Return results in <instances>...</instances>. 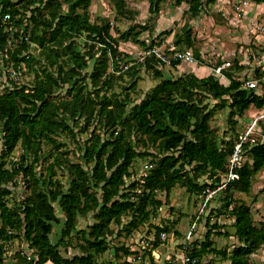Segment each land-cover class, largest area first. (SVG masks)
Masks as SVG:
<instances>
[{
  "label": "trees",
  "instance_id": "1",
  "mask_svg": "<svg viewBox=\"0 0 264 264\" xmlns=\"http://www.w3.org/2000/svg\"><path fill=\"white\" fill-rule=\"evenodd\" d=\"M46 1L50 7H42ZM165 1H171L176 6L189 4L188 10L193 16L200 13L204 3L203 0H149L150 12L158 13ZM206 1L211 4L216 0ZM91 2L0 0V49L6 46L7 41L2 22L4 15L11 12L15 24H22L25 16L32 25L31 41L45 52L49 62L48 70L57 66L60 79L56 85L48 71L49 75L38 77L36 85L29 92H26L25 87H13L0 92V125H3L4 131L0 154V264H6L3 257L7 241L21 230L30 246L37 250V259H31L18 251V260L12 264H44L47 261L54 264H96L97 256L109 248L106 236L111 222L122 225L120 232L130 236L147 218L149 205L161 207L162 201L157 199L158 191L169 196L172 188L181 182L188 189L195 188L202 197L206 187L221 184L228 172L229 157L243 129L241 120L247 117V110L252 106L264 108V97L246 89L243 80L234 79L229 73L226 75L230 77V84L224 85L214 75L199 78L190 72L177 79H162L145 98L132 104L126 114V105L132 101L130 93L126 92L122 99L116 93L108 94L106 90L112 86L115 72L122 71V65L126 62L124 56H121L118 39L111 33L110 21L105 20L102 24L91 22ZM64 5L67 9L63 8ZM121 7L119 3V9ZM42 8L48 9L47 15L39 14ZM133 30L131 28L124 37L127 38ZM139 33H134L136 41ZM78 37L86 39L88 50H79ZM176 39L175 43L179 44L181 39L178 36ZM156 41H140L144 46L143 51L155 45ZM186 43L191 45L190 31ZM96 45L101 48L95 50ZM24 46L28 47L29 44ZM60 58L63 60L60 61ZM13 59L19 61L22 58L14 54ZM90 59H94L93 66L84 73ZM180 62V59H175L173 65ZM156 63L163 65L164 61L155 54L143 61L146 69L161 76L162 71ZM111 67L113 70L108 75ZM261 73L259 71L257 75ZM135 85L133 81L128 88L133 89ZM60 87L67 88V95L71 94L72 97L55 98L54 93ZM196 89L205 90L215 99H221L223 107L227 105L224 96H228L231 101L228 104L230 116L233 118L232 136L219 139V135L210 126L211 117L206 112L208 106L198 103L194 98ZM59 114H68L76 123L83 120L82 131H88L95 125L91 137L82 148L84 158L91 166L85 169L79 163L69 165L72 179L67 191L53 180L51 174L44 178L37 177L33 165L25 163V157L11 168L6 166V157L19 143L27 152L34 154V162H38L43 140L56 143L53 135L59 130L72 132L71 125ZM98 125L108 132L106 139L97 132ZM127 126L130 131L135 129L153 143H158V155L147 162L151 168L129 184L127 179L132 176L130 167L135 158L150 153L136 150L129 137L130 132L125 130ZM260 126L257 144H246L244 147L242 165L238 168L239 179L231 181L219 192L226 193L223 206L234 217L238 245L231 253L215 248L207 252L206 249L213 245L212 241L203 245L201 250L188 249V245L186 253L195 259V264H251L250 256L264 244V221L257 224L251 208L245 203L233 205L235 200L232 198L234 191L248 193L255 175L264 170V124ZM190 166L191 169H187ZM49 168L53 171V165ZM20 174L30 179V193L16 206H10L7 200L12 191L8 185ZM204 176L212 181L199 185L197 180ZM42 184H53L55 187L46 191L41 189ZM94 188L101 189V197ZM56 201L65 213L60 243H64L65 237H71L79 213L87 214L91 208L99 209L95 223L88 230L82 231L86 244L83 245L84 253L81 256L64 258L57 245L50 240L53 227L51 222L60 221L52 206ZM209 208L211 206L207 211ZM127 212H132V217L123 225L122 216ZM217 225L216 222L214 227ZM211 233H208V238ZM115 250L117 261L114 264H133L128 260L118 262L122 258L120 252L130 254L127 247L123 245ZM217 257H221L223 262H216Z\"/></svg>",
  "mask_w": 264,
  "mask_h": 264
},
{
  "label": "rangeland",
  "instance_id": "2",
  "mask_svg": "<svg viewBox=\"0 0 264 264\" xmlns=\"http://www.w3.org/2000/svg\"><path fill=\"white\" fill-rule=\"evenodd\" d=\"M203 2L200 13L193 16L188 10L189 4L187 3L176 6L171 1H165L161 4L160 11L152 14L149 0H92L89 8L91 22L102 24L105 20L110 21L112 25L111 33L118 39L121 56H124V62H126L122 65V71L117 70L115 72L112 86L106 89L108 94L116 93L122 99L125 97L126 92L130 93L132 101L126 105V114L132 104L139 103L162 79H177L193 72L199 78L214 75L219 82L228 85L230 84V77L226 73L237 80L248 78L247 71L251 70L252 64L250 62L254 60L251 57L252 50H263L264 48L262 45L257 44L259 43L257 37L254 38L249 35L248 30L252 26L256 27L257 23L264 28V5L258 6L253 0H216L211 4L207 3L206 0H203ZM119 3L122 4L121 9H119ZM46 5L51 6L46 1L42 7ZM63 8L67 9V6L64 5ZM260 11L261 13L257 15ZM39 14L42 16L47 15L48 9L43 10L42 8ZM31 27V22H29L26 30L28 41L22 43L17 37L19 48L12 56L10 55L9 61L5 62V67L1 66L0 92L2 93L13 87L32 89L36 85L38 77L45 78L49 72L50 79L56 85L60 82L57 66L48 70L49 62L45 52L39 45H35L31 41ZM131 28H134L133 33L128 34L127 38L124 37ZM188 31H190V46L186 43ZM136 32H140L138 41L134 39V33ZM176 36L181 39L179 44L175 43ZM145 39L157 40L156 44L161 48V52L172 58L171 64H165L164 62L163 65H158L156 63L162 71L161 76H157L152 70L146 69L143 65L144 46L140 41ZM23 41L25 42V40ZM77 43L79 44V50L83 52L88 50V47L85 46L86 39L83 37H78ZM24 44H29V46H24ZM98 48L101 47L96 45L95 50ZM186 51H192L195 58L194 62L190 63L180 59V64L173 65V61H175L173 54ZM100 52L101 50L98 54ZM14 54L22 59L19 61L13 59ZM61 60L63 59L60 58ZM228 62L231 63V66L219 72L218 67ZM93 63L94 59H90L89 67L84 69V73L91 70ZM112 70L113 67L109 68L108 75ZM133 81L136 85L133 89H129L128 87ZM66 89L63 87L57 88L54 93L55 98L72 97L71 94L67 95ZM194 98L198 103L208 106L206 112L211 117L210 126L216 135H219V139H222L223 136L225 139L232 136L233 118L230 116L228 104L231 101L228 96H224L227 103L225 107L221 106V99H215L202 89L194 91ZM247 112L249 111L247 110ZM59 116L71 125L72 132L59 130L58 133L53 135L56 143L43 140L38 162H34V154L27 152L19 143L15 150L6 157V166L11 168L15 166V163L22 162V157H25L27 158L25 163L33 165L37 177L44 178L51 174L53 180L59 183L63 190L67 191L72 179L69 165L79 163L85 169H89L91 166L85 160L82 148L91 137V131L94 130L95 125H92L88 131H82L83 120L76 123L68 114H59ZM246 118L241 120L243 124L247 123ZM125 130L130 132L129 137L138 152L150 153L135 158L130 167L132 176L127 179L129 184L140 178L141 174L147 170L145 164L158 155V143H153L151 139L135 129L130 131L128 126ZM97 132L104 139L109 135L100 125L97 126ZM3 141V125H0V154ZM51 165H53V171L49 168ZM187 169H191V166ZM29 180L23 174H20L13 182L9 183L8 186L12 193L8 196L7 201L10 206H16L30 193L31 184ZM208 181L211 182L212 180L207 179L206 176L197 180L199 185ZM54 187L53 184L41 185V189L46 191ZM93 190L99 197L102 196L103 192L100 188L96 190L94 188ZM225 196L226 193L217 195V198L210 205L211 208H209L207 214L202 216L191 238L188 239L186 237L187 233L202 205L200 193L196 192L195 188L188 189L181 182L172 188L169 196L163 191H158L157 199L162 201L161 207L149 205L147 218L130 236L120 232L122 225L111 222L110 231L106 236L109 248L106 252L97 256L96 264H114L117 261L115 248L123 245L130 250V254L125 255L120 252L119 254L122 256L118 260L120 263L128 260L133 264H182V256L185 254L186 244L189 241V249L201 250L203 245L212 241L213 245L206 249L207 252H210L211 248H215L231 253L234 247L238 245V241L233 225L234 217L223 206L226 201ZM232 198L235 200L233 205L245 203L251 208L257 224L263 222L264 170L255 175L248 193L234 191ZM52 206L60 221L51 222L53 226L49 235L51 242L57 245L64 258L72 259L75 256L83 255V245L86 244V241L83 238L82 231L88 230L95 223V216L99 209L91 208L87 214L79 213L76 228L71 233V237H65L64 243H60L65 213L57 201L53 202ZM131 217L132 212L125 213L122 216L123 225L129 222ZM216 222L218 225L214 227ZM162 232L167 233L165 239H161ZM209 232H212L210 238L207 237ZM17 234V236L7 241L3 261L6 264L15 263L18 260V251L36 260L37 250L30 246L22 230L18 231ZM158 234L160 237H158ZM207 252L203 253L206 254ZM204 260H207V258ZM249 260L251 264H264V244L250 256ZM216 262H223L222 258L217 257ZM44 264L54 263L47 261Z\"/></svg>",
  "mask_w": 264,
  "mask_h": 264
},
{
  "label": "built area",
  "instance_id": "3",
  "mask_svg": "<svg viewBox=\"0 0 264 264\" xmlns=\"http://www.w3.org/2000/svg\"><path fill=\"white\" fill-rule=\"evenodd\" d=\"M13 15L11 12H7L4 15L2 20L4 24V28L6 31V46L3 49H0V73L2 72V67H5L6 59H9L10 53H14L16 49L19 48L20 45L17 43L19 42L17 37H19L22 43H26V30L28 23V18L23 16L24 22L22 24H15L13 20ZM25 40V42L23 41ZM35 45H37L35 43ZM152 54H155L158 58L162 61L171 64L172 58L167 56L164 52H161V48L157 44L147 48L143 51V58H146ZM175 59H182L186 60L190 63H193L195 58L192 51L186 52H175L173 54ZM230 63H224L222 66L218 67V71L222 72L225 67H227ZM6 71V70H3ZM244 87L249 91H254L255 94L258 96L264 97V71L260 75H257L256 72L253 70L249 74L247 79H243ZM31 89L26 87V92H29ZM247 119V118H246ZM261 124H264V108H259L257 113L250 116L247 119V123L243 124V129L239 133L238 141L235 145V149L233 153L230 155L228 160V172L226 176L223 178L221 184L211 187L208 186L206 189L203 190L202 195V205L199 208L193 223L190 226V229L187 233V238L190 239L191 235L193 234L194 230L197 227V224L201 220L202 216H204L207 212L208 207L212 204V201L217 197L219 192L226 188V186L233 180L239 179V172L238 168L242 165V153L246 144L255 145L258 142V136L261 131ZM262 141H264V135H262ZM150 165L148 163L145 164V168L148 169ZM210 182V181H209ZM161 239H165L167 236L166 232L161 233ZM190 241L186 244V249ZM189 249V248H188ZM183 262L182 264H195V259H192L185 250V254L182 256Z\"/></svg>",
  "mask_w": 264,
  "mask_h": 264
},
{
  "label": "crops",
  "instance_id": "4",
  "mask_svg": "<svg viewBox=\"0 0 264 264\" xmlns=\"http://www.w3.org/2000/svg\"><path fill=\"white\" fill-rule=\"evenodd\" d=\"M255 2V1H254ZM256 5H264V2H261V3H257L255 2ZM261 13V11L257 14L259 15ZM249 31V35H252L254 38L257 37L258 40H259V43H257L258 45H262V47H264V28L261 26V24L257 23V26L256 27H251ZM251 57L254 59L252 62H250L252 64V68L251 70H248L247 71V75L249 76V74L251 73V71H255L256 74L258 72V69L259 71H264V48L263 50H260V49H254L252 50L251 52ZM247 76V77H248ZM258 107L256 106H252L250 109H249V112H248V115H247V119L254 115L255 113H257L258 111Z\"/></svg>",
  "mask_w": 264,
  "mask_h": 264
}]
</instances>
